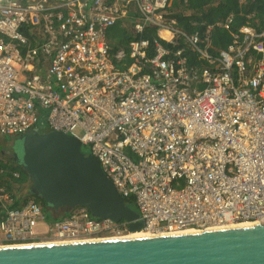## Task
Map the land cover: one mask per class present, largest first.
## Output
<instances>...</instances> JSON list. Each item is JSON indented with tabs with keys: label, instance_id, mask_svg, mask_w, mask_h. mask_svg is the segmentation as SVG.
Here are the masks:
<instances>
[{
	"label": "built area",
	"instance_id": "built-area-1",
	"mask_svg": "<svg viewBox=\"0 0 264 264\" xmlns=\"http://www.w3.org/2000/svg\"><path fill=\"white\" fill-rule=\"evenodd\" d=\"M172 3L0 0V135L76 140L132 200L141 232L264 226V26L230 33L211 53L213 26L187 34ZM117 27L127 40L113 49ZM16 202L0 187V247L133 233L83 206Z\"/></svg>",
	"mask_w": 264,
	"mask_h": 264
},
{
	"label": "water",
	"instance_id": "water-1",
	"mask_svg": "<svg viewBox=\"0 0 264 264\" xmlns=\"http://www.w3.org/2000/svg\"><path fill=\"white\" fill-rule=\"evenodd\" d=\"M13 156L29 176V193L48 210L78 206L92 217L143 223L80 144L59 132L34 130L11 143ZM16 163V164H17ZM0 264H264V226L245 224L184 236L104 240L0 249Z\"/></svg>",
	"mask_w": 264,
	"mask_h": 264
},
{
	"label": "trees",
	"instance_id": "trees-1",
	"mask_svg": "<svg viewBox=\"0 0 264 264\" xmlns=\"http://www.w3.org/2000/svg\"><path fill=\"white\" fill-rule=\"evenodd\" d=\"M172 6L173 9L178 10V13L173 16L177 19L178 27L187 34L196 32L203 36L207 27L213 26L209 32L211 53H218L228 46L231 40L230 33L237 32L246 25L256 29L264 26V0H186V3L183 0H173ZM228 16H232L229 32L214 26L217 23H223ZM126 33L118 27L112 30L110 40L113 49L124 44ZM81 152L84 153L82 150ZM0 169L19 174L17 179L9 173L0 176V187H4L7 193L18 199V202L10 208H18L19 203L24 204L28 199H32L46 210L44 202L35 195L26 192L23 196H18L30 182L29 176L20 165L0 161ZM124 202L129 209L136 211L132 200ZM2 214L3 212H0V215Z\"/></svg>",
	"mask_w": 264,
	"mask_h": 264
},
{
	"label": "bare ground",
	"instance_id": "bare-ground-1",
	"mask_svg": "<svg viewBox=\"0 0 264 264\" xmlns=\"http://www.w3.org/2000/svg\"><path fill=\"white\" fill-rule=\"evenodd\" d=\"M240 225H245V224L243 223V224H232V225H226V226H218V227L210 228V230L233 227V226H240ZM258 226H259V224H258ZM192 232L193 231H185V232L175 233V234H157V235H154V234H151L148 232H141L140 231V232H133L129 236L124 237V239H116V240H131V239H148V238H155V237L184 236V235H189ZM86 242H89V241H86ZM91 242H98V241H91ZM76 243H80V242H41V243L31 244L28 246L64 245V244H76ZM81 243H84V242H81ZM16 247H24V246H7V247H0V249L1 248H16Z\"/></svg>",
	"mask_w": 264,
	"mask_h": 264
},
{
	"label": "flooded vegetation",
	"instance_id": "flooded-vegetation-1",
	"mask_svg": "<svg viewBox=\"0 0 264 264\" xmlns=\"http://www.w3.org/2000/svg\"><path fill=\"white\" fill-rule=\"evenodd\" d=\"M0 161L12 164L17 163L15 156H13V149L10 145L7 146L6 144H3L0 147Z\"/></svg>",
	"mask_w": 264,
	"mask_h": 264
},
{
	"label": "rangeland",
	"instance_id": "rangeland-1",
	"mask_svg": "<svg viewBox=\"0 0 264 264\" xmlns=\"http://www.w3.org/2000/svg\"><path fill=\"white\" fill-rule=\"evenodd\" d=\"M45 128H46V126L43 125V128H41V130H43V129H45ZM41 130H40V131H41ZM14 140H15L14 137H10V136H2V135H0V143L6 144L7 146H8L11 142H13ZM82 151L84 152V154L89 155L88 150H87L86 148H82Z\"/></svg>",
	"mask_w": 264,
	"mask_h": 264
},
{
	"label": "crops",
	"instance_id": "crops-1",
	"mask_svg": "<svg viewBox=\"0 0 264 264\" xmlns=\"http://www.w3.org/2000/svg\"><path fill=\"white\" fill-rule=\"evenodd\" d=\"M12 143V142H11ZM11 143L9 145H11ZM3 145V143H0V147ZM8 163V162H7ZM8 164H12V163H8ZM30 185H31V182H29V184L23 189L20 191V193L18 194V196H23L26 192L29 191V188H30Z\"/></svg>",
	"mask_w": 264,
	"mask_h": 264
}]
</instances>
